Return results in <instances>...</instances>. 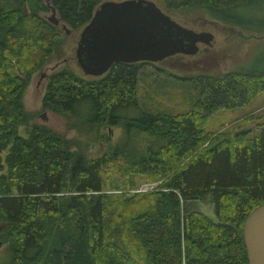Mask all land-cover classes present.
Wrapping results in <instances>:
<instances>
[{"label":"trees","instance_id":"obj_1","mask_svg":"<svg viewBox=\"0 0 264 264\" xmlns=\"http://www.w3.org/2000/svg\"><path fill=\"white\" fill-rule=\"evenodd\" d=\"M102 1L0 0L5 264H247L241 229L264 203V113L248 115L246 128L219 123L216 115L248 106L264 89V71H190L179 80L190 81L195 97L163 88L156 95H167V104L148 95L150 82L138 83V68L148 61L114 62L94 77L63 65L48 74L41 110L64 116L76 136L34 122L36 113L27 111L23 97L32 74L50 56L65 55L63 29L41 11L54 8L78 31ZM249 1L157 5L225 20L222 13ZM141 96L152 107L140 106ZM82 102L88 103L83 112ZM112 126L122 129L125 143L111 142ZM137 133L150 139L146 148L128 146ZM101 142L102 153L89 154ZM112 172L122 183L107 188ZM143 181L157 183L137 190ZM208 199L215 219L189 206Z\"/></svg>","mask_w":264,"mask_h":264},{"label":"rangeland","instance_id":"obj_2","mask_svg":"<svg viewBox=\"0 0 264 264\" xmlns=\"http://www.w3.org/2000/svg\"><path fill=\"white\" fill-rule=\"evenodd\" d=\"M158 4V0H153ZM162 8V7H161ZM164 10V9H163ZM170 14L172 18L177 21L186 22L193 30L202 29L210 30L214 33V37L211 40L212 45H204L200 43L199 50L194 55L182 54L171 55L169 58H164L155 63H145L138 68L139 80L138 83L145 85V82H150L151 87L147 89L149 96H155L160 102L168 104L167 95H156V93L167 88L169 90H176L182 94H186L188 98L195 97V90H193L190 81L183 79L179 80L183 75L194 74L198 72L208 71H234L235 69L242 68V70H253L255 72L264 71V0H251L244 6H238L231 8L229 11L222 13L224 19L216 20L207 14L198 12L197 14L190 15L189 13L177 11L165 12ZM41 14L45 19H49L51 11L42 10ZM224 20V21H222ZM185 24V25H186ZM60 27V26H59ZM63 31V30H62ZM78 31L71 30L67 34H64L63 49L65 55L58 56L52 55L45 61L41 70L35 71L32 75L31 82L26 87L23 101L27 111H34V122L40 123V125H46L54 129V131L65 132L66 137H71L76 133L74 129L67 131L64 125L65 117L53 113V111L45 109L41 110V96L44 94V85L47 82L48 74L56 71V69L67 65L72 68L79 75L88 77L80 71V67L75 61L76 51L75 44L78 39ZM165 72H163V71ZM192 71V72H190ZM44 72L42 77L40 74ZM173 79L175 84H173ZM160 80V81H159ZM182 82V83H181ZM185 84L181 86L180 84ZM192 98V99H193ZM142 107H152L153 104L145 102L141 96L139 101ZM88 107L87 102H82L80 105V111L83 112ZM264 113V89L255 97L248 106L235 107V109L224 110L223 112L217 113V121L224 122L225 125H236L239 127H249L251 123L245 121L248 115L261 116ZM107 136L111 138L112 143L122 144L125 143L127 137L123 135L122 129L117 126L109 128ZM134 138L128 139V146L133 147H144L150 143V139L145 138L143 134L137 133ZM74 136V137H75ZM153 138V137H152ZM155 139V138H153ZM101 144L97 143L89 148V154L93 156L100 155L103 151ZM154 146V144H153ZM113 173V172H112ZM118 174L113 173L108 175L110 180H107L105 186L111 187V182L122 183L121 178H116ZM157 181L154 182H140L138 183L137 190L148 191L152 189ZM135 190V191H137ZM132 192L134 190L131 189ZM196 208L198 211H202L209 215L211 219H215L217 216L213 208V203L208 200L193 201L189 205ZM2 224V221H0ZM3 242H0V264L9 262V254Z\"/></svg>","mask_w":264,"mask_h":264},{"label":"water","instance_id":"obj_3","mask_svg":"<svg viewBox=\"0 0 264 264\" xmlns=\"http://www.w3.org/2000/svg\"><path fill=\"white\" fill-rule=\"evenodd\" d=\"M50 11L51 24L59 25L64 34L71 31L54 8ZM77 35L75 61L90 77L104 75L114 62L155 63L175 53L194 55L200 43L211 45L214 37L210 30H193L178 22L153 0H104ZM241 232L247 264H264V203L245 217Z\"/></svg>","mask_w":264,"mask_h":264},{"label":"flooded vegetation","instance_id":"obj_4","mask_svg":"<svg viewBox=\"0 0 264 264\" xmlns=\"http://www.w3.org/2000/svg\"><path fill=\"white\" fill-rule=\"evenodd\" d=\"M211 45H212V44H211ZM150 62L153 63V61H148V63H150ZM43 73H44V72H43ZM43 75H45V74H43Z\"/></svg>","mask_w":264,"mask_h":264}]
</instances>
